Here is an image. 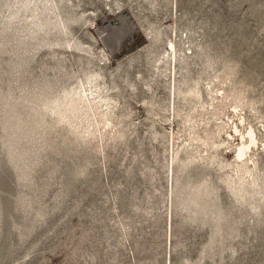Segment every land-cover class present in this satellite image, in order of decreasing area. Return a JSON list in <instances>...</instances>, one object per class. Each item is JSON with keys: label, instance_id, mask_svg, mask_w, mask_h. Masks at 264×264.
Instances as JSON below:
<instances>
[{"label": "rangeland", "instance_id": "1", "mask_svg": "<svg viewBox=\"0 0 264 264\" xmlns=\"http://www.w3.org/2000/svg\"><path fill=\"white\" fill-rule=\"evenodd\" d=\"M0 264H264V0H0Z\"/></svg>", "mask_w": 264, "mask_h": 264}, {"label": "bare ground", "instance_id": "2", "mask_svg": "<svg viewBox=\"0 0 264 264\" xmlns=\"http://www.w3.org/2000/svg\"><path fill=\"white\" fill-rule=\"evenodd\" d=\"M171 51L172 55H175V47L171 45ZM174 62V61H173ZM95 85V84H94ZM175 86V85H174ZM92 87V86H91ZM96 88L95 86H93ZM175 88V87H174ZM96 94V93H95ZM175 97V89L173 92V100ZM100 97L94 95L90 89H87L82 85L81 90H76V93L74 94V97L71 99L70 102L73 103V106L84 111L93 112H100L98 113L100 117L104 116V113L100 110H102V106H100V100H98ZM98 100V101H97ZM172 112H174V106H172ZM93 112V113H95ZM242 119L240 118L239 122H241ZM102 124L103 127H106L107 124L104 122H97V124ZM242 123V122H241ZM231 131H234L235 135L239 137V142L235 146L234 150V161L233 164H223L220 161H218V151L222 149L223 147H229V142H218V143H211L210 147L207 148L204 144V141L198 140V142H201V148L203 150H200L198 148H191V152L187 151L188 148H185L182 146L181 151L185 152V156H187L186 160H180L177 159L178 156H181L179 153L180 147H177V149H173V141L171 142V168L170 169V177H171V184H173V178H174V164L177 159L178 162H187V161H194V160H201L202 163H206L207 165H210L212 163H216V165L220 168L225 167H231L232 171L235 172L237 176L236 182L233 183L234 185V193L239 197V199H243L245 202V196H255L261 194V186H260V178L257 173H255V163L251 159V153H252V147L258 148V139L255 135V131H253L252 127L246 129L244 133H241L237 127L234 128V130L231 129ZM94 133V132H93ZM230 138V137H229ZM191 142L188 143V147H193L194 143H197V138L191 139ZM178 145V144H177ZM179 146V145H178ZM200 147V146H199ZM205 152V155L202 154V152ZM211 152V153H210ZM170 163V162H169ZM253 169V170H252ZM228 186V185H227ZM249 189V190H248ZM263 195V194H262ZM249 205H251L249 203ZM254 206V205H253Z\"/></svg>", "mask_w": 264, "mask_h": 264}]
</instances>
